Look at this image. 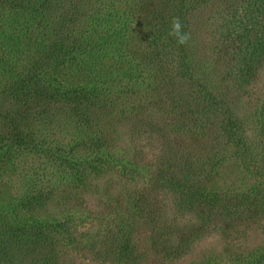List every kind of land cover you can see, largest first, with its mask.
Wrapping results in <instances>:
<instances>
[{
	"label": "rangeland",
	"instance_id": "rangeland-1",
	"mask_svg": "<svg viewBox=\"0 0 264 264\" xmlns=\"http://www.w3.org/2000/svg\"><path fill=\"white\" fill-rule=\"evenodd\" d=\"M62 1V5L59 4L61 11L66 8L63 5L67 0ZM76 1L79 8L86 11L96 2ZM120 1L103 0V3L109 11L123 8L125 18L135 27L123 30L121 35L120 57L128 61L129 72L123 75L121 85L115 90L125 89L126 94L113 106L84 107L80 116L91 121L90 130L77 132L70 106L62 100L56 103L46 98L38 100L30 94L9 105L7 97L0 98V264H30V259L46 250L48 261L54 260V264H115L98 261L97 252L110 246L108 233L119 231L122 216L124 221L134 223L137 220L130 230L138 232L140 245L147 250L146 264H170L147 249L149 234L145 232L143 220L139 221L133 214L135 196L151 187L149 200L164 212L161 221L168 225L166 232L171 243L179 244L187 239L193 247L188 256L171 264H264V257L257 259L264 254V180L255 178L247 165L261 168L264 174L263 93L258 94L259 80L251 90L254 95L244 93V96L230 89L224 81L227 59L232 57L235 64V55L246 49L254 38L258 21L256 0H186L185 6L182 5V18L176 10H171L173 0ZM176 17L180 19L183 31L191 36L186 49L188 62L195 71L189 78H173L168 71L158 74L156 62L149 59L156 57L150 38L153 29H159L163 21L164 35L173 40L168 33ZM142 20L148 27H138ZM70 24L74 25L68 34L72 38L76 24L72 20ZM63 30L59 28V31ZM93 37L97 38L99 34L96 32ZM171 50L170 57H178L176 49ZM168 52L164 50V53ZM51 58L42 57V60ZM177 63L176 58H164L163 67ZM204 69H208L207 76L200 73ZM61 77L60 69L49 74L44 71L43 85L51 81L56 85L64 80ZM263 80L262 74L259 87ZM3 81L10 85L13 80ZM209 81L215 82L211 91L219 95V105L228 109L236 120V131L248 149L247 153L239 150L242 152L239 154L235 140L230 135L227 137L222 128L218 112L207 109L196 132L184 127L188 117L181 109L186 110L184 104L188 101L202 108L205 102L199 87L208 85ZM169 92L173 93L167 97ZM173 100L176 109L172 108ZM81 135L87 141H99L102 146L97 147L94 154L104 157L105 167L102 173L84 168L83 173L89 172L88 179L79 188L71 185L73 181L59 180L57 166L43 149L53 152L68 149ZM29 141H35L40 150L18 148L19 144ZM130 160H134L136 166L133 175L123 172V167L130 169L125 164ZM115 161L117 164L113 165ZM161 171L177 174L178 183L184 177L181 183L187 189L191 186L193 192L182 194L184 187L177 184L173 187L154 184L153 180ZM161 174L164 176L163 172ZM36 191H43L42 202H47L40 217L56 227L67 218L60 214L57 203L63 199L68 203L72 201L67 215L73 218V226L68 229L75 238V245H70L72 238L66 234L65 239L54 237L45 249L33 250L26 255L28 251L19 239L15 242L11 238V235L17 237L9 231L12 210L21 213L23 205L18 203L28 201L26 195ZM63 195L67 196L63 198ZM185 196L187 203L191 202V209L181 210L178 205L184 203ZM67 225L70 224L67 222ZM59 229L56 233L51 228V232L57 236L63 232ZM15 230L21 234L25 231ZM76 243L83 245L79 256L72 251ZM83 254L89 256V260L81 258Z\"/></svg>",
	"mask_w": 264,
	"mask_h": 264
},
{
	"label": "trees",
	"instance_id": "trees-1",
	"mask_svg": "<svg viewBox=\"0 0 264 264\" xmlns=\"http://www.w3.org/2000/svg\"><path fill=\"white\" fill-rule=\"evenodd\" d=\"M185 1L173 0L171 3V10H176L181 18L183 17L182 5ZM63 2L62 0H0V83H2L0 88L3 87L0 98L7 97L9 105L20 102L23 96H29L30 94L33 95L31 98L38 100L46 98L47 100H53L55 103L62 100L66 106L69 104L72 122L77 128V132L81 134L92 128L91 121L80 116L84 107H90V105L99 106V108L113 106L121 97L124 98L125 89L115 90L116 87L121 85L123 75L125 76V73L129 72V68H126L128 61L124 57H120L122 56L120 47L123 44L121 35L123 30L127 31L129 27L132 29L135 27L132 24L130 25L125 18L126 12L123 8L116 7L114 11H109L103 0H96L92 9H87V11L79 8L80 4L76 0L65 1L63 6H66V8L61 11L59 4L62 5ZM120 2H123V0ZM255 5L257 7L255 16L258 17V21L255 24L254 38L249 41L246 49H241L235 55L234 60H237L235 64L232 57L227 59V77L224 79L226 84L231 86L230 89L240 95L243 94V96L244 93L254 95L251 90H253L258 80L260 82V76L264 75V0H256ZM57 13L60 15H57ZM71 20L76 24L72 38L68 35L72 31L71 26H74L70 24ZM142 23H145L144 20L140 22L141 25H138V27H148V25ZM82 25L86 27L82 28ZM163 27L165 26L162 21L160 28L153 29L151 33L150 38L154 45L152 47H155L156 57H149V59L156 62L158 74L163 75L165 71H168L174 75L173 78L192 77L191 73L195 71V68L191 66V62H188L186 44L179 45L175 38L173 40L168 38L167 35H164ZM59 28L64 30L61 32ZM96 32L99 34L97 38L93 37ZM171 49H176L174 51L178 57H170ZM164 50L169 52L164 53ZM42 57L52 58L44 61ZM164 58H176L178 63L176 66L163 67ZM58 69L61 70V78H64V80L58 81L56 85L52 81L46 86L43 85L42 73L46 71L49 74L52 70L57 72ZM207 71L208 69H204L200 73L207 76ZM213 74L218 75L215 72ZM9 78L13 80L10 85L3 81V79ZM259 82L256 87L258 94L263 93L261 110L264 112V80L261 87H259ZM214 83L209 81L208 85L199 87V93L205 102L202 108L189 101L184 104L186 110L181 109V111L188 117V125L186 123L184 127L186 130L196 132L200 126L199 123L206 117L207 109L211 110L212 113L218 112L222 119V128L226 131L227 137L230 135L235 140L239 154L242 153L240 151L247 153L248 149L242 144V138L238 137L236 120L232 114L230 115L228 109H223L224 106L219 105V95L213 94L214 92L211 91ZM112 84L114 87L111 86ZM35 87L37 89L33 91ZM172 93L169 92L166 96H171ZM176 106V101L173 100L172 108L176 109ZM262 137L264 141L263 126ZM98 142V140L93 141L92 139L87 141L81 135V137H77V142L73 143L68 149L57 152L43 149V152L57 166L59 180L62 182L73 181L71 185H77L76 187L81 188L85 180L88 179L89 173L88 171L83 173L84 168H88L90 171L97 169L98 173H102L104 170L105 161L102 159L104 157H96L94 154L97 147L102 146ZM18 146L19 149L26 151L40 150L35 141L24 142ZM75 152H78L76 156H74ZM133 161L125 162L127 167H130V169L123 167L125 168V171H123L125 174L131 173L133 175L135 173L136 166ZM114 164H117V161ZM247 165L250 171L254 173L255 178L264 180L261 168H255L252 164ZM79 168H81V171H78ZM161 172L153 180L154 184L157 183L161 187L165 184L172 187L176 184L181 188L184 187L181 183L184 177L178 183L177 174ZM151 191L152 187L147 192L135 196L133 214L138 217L139 221L143 220L145 232L149 234L147 241H150V246L147 249L152 250L155 255H160L163 261H168L170 264L175 263L177 260L188 256L193 247L190 246L187 239L181 240L179 244L171 243V238L166 232L168 225H164L161 221L164 212L162 213V210L152 205L153 203L149 200ZM191 192H193L192 187L190 186V189H187V186H185L182 194L186 195ZM32 193L26 195L28 201L18 203V205H23L21 213L20 211L14 213L13 210L11 212V228L9 231L17 236L15 238L11 235V238H14L15 242L19 239L18 242L23 248L25 247L24 250L28 251L26 255L33 250L45 249L47 245L53 242L54 237L61 239L66 234L72 238L70 245H75V238L68 229L73 226V218L70 219L67 215V208L72 201L68 203L63 199V201L57 203L60 214H63L64 218L67 216V218L62 223H57L56 225L59 226L56 227L52 222L40 217L41 210L47 205V202H42L44 192L36 191ZM66 196L63 195V198ZM68 197L70 200L69 195ZM183 201L184 203L178 205V207L180 206L181 210L191 209V202L187 203L186 196L183 197ZM124 220L125 218L122 216L119 231L108 233L107 238H111L110 246H107L102 252H97V260L115 264H146L147 250L141 247L138 232L134 233L130 230L132 226H136L137 220L134 223L131 220ZM67 222L70 224L69 226ZM19 228L24 229V233L21 234L18 233V230H15ZM51 228L55 229L56 233L59 228L60 232L61 230L63 232L55 236L56 233L51 232ZM76 244L75 248L72 247V251L74 250L79 256L83 245ZM46 254L47 250L40 256L30 259L32 260L30 264H54V260L53 262L52 260L48 261ZM259 256L257 259L263 258L264 254ZM80 257L89 260V256L87 257L84 254Z\"/></svg>",
	"mask_w": 264,
	"mask_h": 264
},
{
	"label": "clouds",
	"instance_id": "clouds-1",
	"mask_svg": "<svg viewBox=\"0 0 264 264\" xmlns=\"http://www.w3.org/2000/svg\"><path fill=\"white\" fill-rule=\"evenodd\" d=\"M168 35L174 37L179 45H185L191 39L190 33L183 31V25L178 17L173 18Z\"/></svg>",
	"mask_w": 264,
	"mask_h": 264
}]
</instances>
